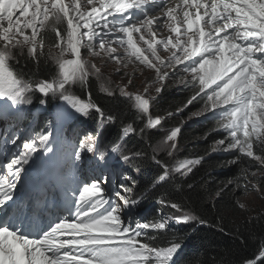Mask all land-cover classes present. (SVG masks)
Segmentation results:
<instances>
[{
    "label": "snow or ice",
    "instance_id": "snow-or-ice-1",
    "mask_svg": "<svg viewBox=\"0 0 264 264\" xmlns=\"http://www.w3.org/2000/svg\"><path fill=\"white\" fill-rule=\"evenodd\" d=\"M170 88L183 99L161 111ZM201 118L210 143L184 155ZM249 194L264 200V0H0V264H177V226L229 196L247 213ZM251 247L239 264H264Z\"/></svg>",
    "mask_w": 264,
    "mask_h": 264
},
{
    "label": "trees",
    "instance_id": "trees-1",
    "mask_svg": "<svg viewBox=\"0 0 264 264\" xmlns=\"http://www.w3.org/2000/svg\"><path fill=\"white\" fill-rule=\"evenodd\" d=\"M115 83V82H114ZM93 96L97 98L101 104L111 106V102L103 95L96 91L93 87ZM184 94L175 90V88L168 89L163 94V99L160 102V110H168L174 108L181 102ZM178 124L175 120L169 121L168 127ZM94 126V123H93ZM209 127L198 125L185 126L181 135V142L184 145L186 152L184 155L196 156L203 154L209 141L201 139ZM116 129H113L115 135ZM218 160H210L204 168L212 171L214 179L219 183L226 177L224 175L227 169H220L217 167ZM127 167H132L127 165ZM133 173L141 181H146L150 172L147 166L141 168L138 173L133 169ZM142 173V174H141ZM199 179V176L197 177ZM195 203L193 207H195ZM148 208V211H143L144 216L153 215V209L158 206L155 204V199H148L143 202L142 208ZM204 205H200V211L203 212ZM208 221L205 225L194 226H177L178 234L184 238L185 247L178 256L177 264H239L241 258L246 255H251L254 249L251 247L253 243H259L264 239V219L258 222L249 224L244 234L251 238L248 245H241L235 236V229L242 225L245 219H251L255 216H264V209H257L254 213H242L231 207V196L219 206L218 211H211L205 214ZM220 219V225L224 227L225 231L220 232L216 227V221ZM232 233V234H230Z\"/></svg>",
    "mask_w": 264,
    "mask_h": 264
},
{
    "label": "rangeland",
    "instance_id": "rangeland-1",
    "mask_svg": "<svg viewBox=\"0 0 264 264\" xmlns=\"http://www.w3.org/2000/svg\"><path fill=\"white\" fill-rule=\"evenodd\" d=\"M95 62L98 64V66L100 65L103 66L104 75L108 77L109 79H111L113 82H115L116 84L126 83V80L122 81L121 77L114 71V69L116 68V65L113 62L105 63L104 60H96ZM126 71L129 74H131L133 72L132 66L126 69ZM143 79H144L143 76H140L137 74L135 83L138 87L140 86L141 81ZM239 199L241 203H244L248 207L249 213H254L257 211V209L258 211L264 209V200L260 199L258 195L254 196V195L249 194L248 196H242ZM242 213L244 214L245 212H242Z\"/></svg>",
    "mask_w": 264,
    "mask_h": 264
}]
</instances>
